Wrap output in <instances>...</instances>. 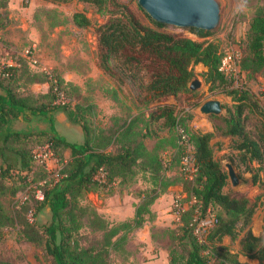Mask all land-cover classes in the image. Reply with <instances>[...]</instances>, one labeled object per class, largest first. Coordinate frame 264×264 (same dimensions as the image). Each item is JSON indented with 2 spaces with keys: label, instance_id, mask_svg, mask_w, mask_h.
Masks as SVG:
<instances>
[{
  "label": "trees",
  "instance_id": "1",
  "mask_svg": "<svg viewBox=\"0 0 264 264\" xmlns=\"http://www.w3.org/2000/svg\"><path fill=\"white\" fill-rule=\"evenodd\" d=\"M51 1H75L91 5L97 12L108 15L106 21L94 29L97 66L113 80L115 74L110 66L112 63L118 71L120 67H126L127 70L131 67L149 74L141 98V102L146 105L187 92L193 77V67L198 64L203 68L200 76L205 85L211 88L227 85L225 76L219 71L222 55L218 45L207 39L213 32L187 29L199 39L195 41L163 32L160 29L164 26L150 19L152 28L143 26L126 6L116 0ZM5 12V7L3 9V5H0V30L7 24ZM70 21L78 29L90 26L89 19L83 13H72ZM242 49L238 67L247 82L264 69V6L248 21ZM3 71L8 76L0 77V240L5 230L16 228V235L40 248L50 257L52 264H107L109 252L118 251L124 246L128 234L142 226L145 216L151 214L149 207L164 191L165 184L160 187L157 157L146 152L142 142L135 140L131 122L108 136L89 137V128L84 119L85 109L81 105L55 107L67 121L80 128L84 137L80 145L66 142L52 130V117L49 116L47 105L32 109L26 97L14 93L11 86L16 80V68L8 66ZM23 73H27L25 69ZM43 82L47 83L49 95L56 94L62 83L56 77H49L47 81L43 79ZM222 92L230 98L231 105H222V117H209L220 120L221 126L213 129L220 137L234 138L231 149L236 152L237 162L244 169L247 170L252 162L259 166L264 160L262 141L250 139L245 130L247 113L256 107L254 97L247 89ZM87 108L86 111H89L90 107ZM26 111L31 116L48 121L49 131L11 130L13 121L27 120ZM259 114L262 123L260 131L264 135V114ZM147 122L157 123L166 130L176 129L178 125L175 110L166 104L153 106L149 110ZM214 131H185L194 170L190 180L184 178L181 170L180 174L187 181L184 190L188 202L190 199L194 202L185 208L180 215V223L171 232L172 246L167 252V263L245 264L238 262L239 254L256 261V264H264V217L260 236H254L249 226L259 198L250 202L243 193L226 191V173L214 158L210 146V141L216 136ZM44 144L49 145L54 158L61 165L58 178L45 182L41 187L42 200L37 201L31 195L30 200L20 203L15 198L27 185V179L32 177V180H41L46 177V169L32 157V148ZM108 148L111 151H107ZM65 151L68 157L63 163L61 155ZM182 151L180 144V156ZM135 167L141 173L149 174L152 188L136 193L138 203L133 206V215L128 220L108 225L94 211H88L79 204L84 193L95 192L113 184L115 180L131 178ZM98 171L104 173L103 184L95 180ZM254 182L253 178L251 184ZM44 210H48L49 214L46 223L37 225L29 221L27 214L34 218ZM208 210L215 222L203 242L199 243L193 235L191 223L195 215L201 218ZM86 213L91 218L89 226L100 231L101 241L96 246L79 247L74 237L81 227L80 219ZM239 234V251L230 253L229 248L221 244L222 238L227 236L230 241H234ZM181 247L183 251L176 249ZM204 250L207 254H204Z\"/></svg>",
  "mask_w": 264,
  "mask_h": 264
},
{
  "label": "rangeland",
  "instance_id": "2",
  "mask_svg": "<svg viewBox=\"0 0 264 264\" xmlns=\"http://www.w3.org/2000/svg\"><path fill=\"white\" fill-rule=\"evenodd\" d=\"M116 1L126 6L141 25L152 28L149 18L139 9L136 0ZM215 2L219 7V21L216 29L211 31L213 34L207 39L217 43L222 58L226 59L227 65L234 71L230 69L223 71L227 85L223 88L205 85L200 76L202 66L198 64L193 67L192 77L200 82L198 89L146 105L141 102V98L144 96L149 74L131 67L128 70L126 67H120L118 71L112 63L110 66L115 74L113 80L97 66L94 29L106 21L107 14L97 12L91 5L75 1L0 0L3 9L4 7L8 9L5 13L11 15L7 19L8 30L0 33V64L16 68V80L11 86L14 93L26 97L32 109L47 105L49 116L52 117V130L72 144H82L83 134L77 125L65 119L56 106L84 107L89 137L108 136L131 122L135 140L142 142L146 152L153 154L159 161L160 187L165 184L163 193L149 207V210H152L151 214L145 216L142 226L128 234L124 246L118 251L109 252L107 264H168L166 258L172 246L171 232L177 227L171 215V204L176 197L183 196L182 203L186 207L189 206L184 190L187 181L180 174L179 135H184L186 130L196 133L210 132L214 131V127L221 126L219 118H209L210 116L200 114L199 107L204 102L215 100L229 107L230 98L222 91L247 89L253 95L256 107L247 113L245 130L250 139L261 140L264 149L259 114V112L264 114L263 71L246 82L245 75L238 67L243 55L242 41L247 23L256 11L264 6V0H215ZM75 12L83 13L89 19L90 26L85 29L73 26L70 15ZM160 30L199 41L187 29L164 26ZM24 69L27 73H23ZM49 77L61 80L59 95L47 94L48 86L43 79L47 81ZM162 104L169 105L175 110L178 122L176 129L166 130L157 123L147 122L149 110ZM88 106L90 110L86 111ZM25 114L27 120L13 121L10 124L11 130L49 131L48 121L31 116L27 111ZM223 115L224 111L219 117ZM214 132L218 136L216 131ZM223 138H226L225 142L230 146L231 140ZM217 146L215 143L212 145L214 158L224 171V165L230 164L239 181L237 187L231 188L227 180L226 191L240 193L241 189L248 188L245 194L252 197L251 186H257L260 189L258 198L264 197V160L259 166L252 162L246 170L237 162L235 151L226 148L227 150L221 153ZM109 150L111 151V148L107 149ZM61 156L66 161L68 152H63ZM48 167L45 170V178L27 179L25 188L16 195L15 199L18 202L30 200L37 183L57 180L56 172L58 173L61 165L49 163ZM55 170L57 171L54 173ZM133 171L134 174L129 179L115 180L113 184L95 192L84 193L79 199V204L88 211H94L108 225L128 220L133 215V206L138 203L136 193L152 188L148 179L149 174L141 173L138 167ZM253 178L255 182L251 184ZM171 183L172 185H169ZM255 198L253 197L251 202ZM86 215L80 219L82 224L74 237L79 247L96 246L101 241L100 231L89 226L91 218ZM27 217L29 221L41 225L46 223L49 214L48 210H44L34 218L28 214ZM16 231V228H12L3 232L0 240V264H52L49 256L40 248L21 240ZM176 249L184 250L182 247ZM204 254H207L206 250Z\"/></svg>",
  "mask_w": 264,
  "mask_h": 264
},
{
  "label": "water",
  "instance_id": "3",
  "mask_svg": "<svg viewBox=\"0 0 264 264\" xmlns=\"http://www.w3.org/2000/svg\"><path fill=\"white\" fill-rule=\"evenodd\" d=\"M136 4L151 21L163 26L211 32L219 21V7L215 0H136ZM199 87L200 82L191 79L187 89L195 91ZM223 111L215 100L206 101L199 107L204 116L219 117ZM224 167L230 187H237L239 181L231 165L225 164Z\"/></svg>",
  "mask_w": 264,
  "mask_h": 264
},
{
  "label": "built area",
  "instance_id": "4",
  "mask_svg": "<svg viewBox=\"0 0 264 264\" xmlns=\"http://www.w3.org/2000/svg\"><path fill=\"white\" fill-rule=\"evenodd\" d=\"M5 67H8V66L0 64V77L2 78H6L8 76V73L3 71V68ZM227 69H230V66L227 65L226 59L222 58L219 71L223 74V71ZM230 70L234 72L233 69H230ZM54 91H55V88H54ZM56 94L59 95L58 92H56ZM179 138H180L179 143L183 147V151L180 157V170L183 173L184 178L187 180H190L193 174V170H194L192 167L191 149L184 135L180 134ZM32 157L37 162V164L43 166L45 169L49 168L48 167L49 163H52V164L57 163L56 159L53 156V152L51 148L47 144L36 146L32 150ZM63 163H65V161H63ZM57 170H55L54 173ZM57 174L58 173L56 172V175ZM95 180L101 184L105 183L104 173L101 171H98L97 174L95 175ZM44 184H45V181H42L40 183H37V186L33 188V197L37 201L42 200V193L40 189ZM182 198L183 196H180L179 198L176 197L171 204V215H172L173 220L177 224L180 223V215L186 208V205L182 203ZM193 202H194L193 199H190L188 204H192ZM214 222H215V219L209 210L206 211V214L201 218L197 217L196 215L193 217V220L191 223L192 231H193V235L195 236L196 240L199 243L203 242L206 234L209 232V230L212 229Z\"/></svg>",
  "mask_w": 264,
  "mask_h": 264
},
{
  "label": "crops",
  "instance_id": "5",
  "mask_svg": "<svg viewBox=\"0 0 264 264\" xmlns=\"http://www.w3.org/2000/svg\"><path fill=\"white\" fill-rule=\"evenodd\" d=\"M5 11L7 12L8 9L7 7L5 8ZM11 17L10 13H8L6 15V18L9 19ZM8 30V26H5V28L1 29L0 30V33L2 32H6ZM203 70V68H202ZM1 94V93H0ZM222 106V105H221ZM212 132V131H210ZM204 133H207V132H204ZM228 139H230L231 141L230 142V146L228 145L227 146V143L225 142L226 138H223L220 137V136H215L211 141H210V146L212 147V145L215 143V144H218V148L221 149V153L222 152H225L228 148L230 149L231 148V145L234 141V138H230V137H227ZM222 144V145H221ZM247 189L248 188H245V189H241L240 190V193H243L245 194V192L247 193ZM251 189H252V197H249L248 194H245L246 195V198L251 202L252 198L254 197H258V193L260 192V189L257 187V186H251ZM233 191V190H232ZM157 199V198H156ZM152 205V204H151ZM152 211V210H151ZM132 217V216H131ZM130 217V218H131ZM263 217H264V197H260L258 199V202H257V205L254 209V213L251 217V221H250V230H251V233L254 235V236H260L262 234V226H263ZM241 237V234L238 235V237L234 240V241H230V239L227 237V236H224L222 238V241H221V244L223 246H226L229 248V252L230 253H238L239 251V239ZM167 259V258H166ZM237 260L238 262L240 263H245V264H256V261L254 260H250V259H247L241 255L238 254L237 256Z\"/></svg>",
  "mask_w": 264,
  "mask_h": 264
}]
</instances>
